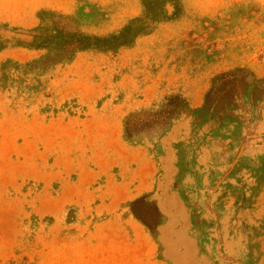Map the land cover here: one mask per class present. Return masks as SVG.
<instances>
[{"label": "rangeland", "instance_id": "1", "mask_svg": "<svg viewBox=\"0 0 264 264\" xmlns=\"http://www.w3.org/2000/svg\"><path fill=\"white\" fill-rule=\"evenodd\" d=\"M178 3L68 59L36 36L115 33L143 0H0V264H264V0ZM172 94L189 107L127 137Z\"/></svg>", "mask_w": 264, "mask_h": 264}, {"label": "trees", "instance_id": "2", "mask_svg": "<svg viewBox=\"0 0 264 264\" xmlns=\"http://www.w3.org/2000/svg\"><path fill=\"white\" fill-rule=\"evenodd\" d=\"M171 3L175 10L173 16L166 13L165 6ZM144 15L131 19L123 28L108 35H95L82 31L69 32L62 27H57L52 35H37L32 48L53 49L56 46L63 49L66 58H72L77 52L98 49L103 51L118 49L131 45L139 35L150 27V22H159L170 19L180 14L181 8L178 0H143ZM7 47L6 41L0 35V52ZM233 83L230 74L223 73L214 80L208 96L218 87L226 92ZM189 107L188 100L181 94H172L166 97L160 110H142L132 113L126 120L127 137H133L139 130L154 124L169 125L179 113ZM133 214L151 231L155 232L162 221V213L155 200L145 195L131 202Z\"/></svg>", "mask_w": 264, "mask_h": 264}]
</instances>
